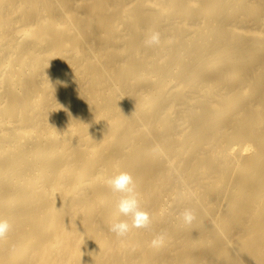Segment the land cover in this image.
Returning a JSON list of instances; mask_svg holds the SVG:
<instances>
[{
	"label": "bare ground",
	"instance_id": "obj_1",
	"mask_svg": "<svg viewBox=\"0 0 264 264\" xmlns=\"http://www.w3.org/2000/svg\"><path fill=\"white\" fill-rule=\"evenodd\" d=\"M0 217V264H264V0H0Z\"/></svg>",
	"mask_w": 264,
	"mask_h": 264
},
{
	"label": "clouds",
	"instance_id": "obj_2",
	"mask_svg": "<svg viewBox=\"0 0 264 264\" xmlns=\"http://www.w3.org/2000/svg\"><path fill=\"white\" fill-rule=\"evenodd\" d=\"M146 46H158L160 34L152 33L145 41ZM70 65V64H69ZM104 186L115 197V206L120 217L108 225V230L117 239L128 236L132 229H149L151 215L141 205V194L133 175L128 171H119L103 178ZM180 219L186 225H191L196 219V213L191 208H185L180 213ZM12 229L10 222L0 217V241H4ZM167 233L156 234L151 241L153 248H160L165 244Z\"/></svg>",
	"mask_w": 264,
	"mask_h": 264
}]
</instances>
